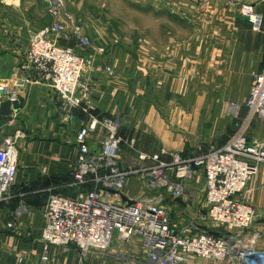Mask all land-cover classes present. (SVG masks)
I'll return each instance as SVG.
<instances>
[{
  "label": "crops",
  "instance_id": "crops-1",
  "mask_svg": "<svg viewBox=\"0 0 264 264\" xmlns=\"http://www.w3.org/2000/svg\"><path fill=\"white\" fill-rule=\"evenodd\" d=\"M62 1L63 8L78 24H91L87 32L96 28L101 33L89 36L97 46L106 47V54L85 53L91 62L84 70L83 79L90 83L91 101L96 108L94 114L120 117L123 136L137 143L135 147L127 146L136 151L135 156L138 151L150 150L151 144L157 146L156 150L164 148L183 155L191 153L187 150L200 140L204 145L221 146L232 121L239 122L245 117L244 103L252 76L264 62V0H231L229 5L217 0H141V6L147 5L152 12L182 16L189 25L190 18L193 20L200 9L202 16L209 17L213 13L216 20L211 29L208 25L204 30L202 25V30H198H204L202 37L209 34L203 41L190 38L194 31V25H190L187 37L179 38L171 33L164 42L157 39L152 43H134L133 48L137 50L132 53L129 50L131 41H112L111 29L104 24L102 15L87 12L81 0ZM211 3L216 6L213 10ZM241 3L254 4L256 10L262 12L260 30H252L251 23L240 14ZM54 19L47 0H15L10 5L0 2L1 82L11 79L21 61L23 48ZM47 37L60 43L52 34ZM104 65L112 67V76L103 72ZM152 93L157 95L154 100L160 102L159 106L156 102L157 106L152 105L146 98ZM19 102L12 129L19 126L25 135L18 142L19 166L10 188L11 199L0 207L2 222L14 217L17 225L14 229L0 225V264H41L44 247L40 235L49 194L75 195L79 190L68 185L77 157L75 134L85 124L87 114L78 110L67 130L58 119L56 92L43 84L22 88ZM5 120L6 117L2 119ZM127 129L134 131H125ZM249 134L264 135V117L252 121ZM140 140L145 144L140 145ZM132 158L125 159L132 163ZM120 166L126 167V164L120 163ZM135 180L139 183L137 177L128 178L124 188L130 198L141 191ZM204 192V176L196 170L180 197L171 199L164 194L167 202L163 204L167 211L171 209L167 206L168 200L174 207L171 221L176 228L188 229L190 224L198 222V214L206 208ZM241 196L253 208V224L238 236L241 242L232 250L235 256L247 247L264 250V163L258 165ZM178 223L187 224L183 227ZM47 253L46 264H145L144 252L128 247L114 246L105 251L92 249L82 257L73 245L49 246ZM22 254L25 258L19 262L18 256ZM194 264L240 262L236 257L230 263L195 258Z\"/></svg>",
  "mask_w": 264,
  "mask_h": 264
},
{
  "label": "built area",
  "instance_id": "built-area-1",
  "mask_svg": "<svg viewBox=\"0 0 264 264\" xmlns=\"http://www.w3.org/2000/svg\"><path fill=\"white\" fill-rule=\"evenodd\" d=\"M14 1L0 0L7 5ZM47 2L49 13L57 16L56 1ZM241 14L254 31L260 30L261 12L244 4ZM48 34L56 39H69L62 20L56 19L31 38L11 79L6 83L0 81V103L19 99L20 90L30 84H43L58 96L61 124L71 125L78 110L89 117L75 134L77 157L68 185L79 190L75 195L50 193L43 209L40 242L44 252L40 263H47L49 246L73 245L85 257L92 249L105 251L115 242L136 241L145 254V264H194L195 258L230 263L235 257L240 264H264V250L254 246L240 250L236 256L232 254L241 242L238 236L253 222V208L240 194L258 165L264 163V136L249 135L252 121L264 117V63L252 77L244 103L247 111L244 119L221 146L210 144L206 151L189 156L164 148L150 153L138 151L134 167H122L118 163L120 143L134 147L135 140L119 136V121H99L93 114L95 107L89 87L81 81L80 51L90 43L89 39L80 34L78 26H74V46H61ZM16 111L12 109L8 116L0 114V207L11 199L10 188L19 166L18 142L24 135L19 130L3 131L15 124ZM98 129L103 131L102 136L91 147ZM198 167L205 177L207 208L202 220L217 224L223 231L200 229L194 223L188 229L176 228L161 205L164 194L172 198L183 194ZM130 177H137L138 188L155 194L143 192L128 197L124 188ZM231 182L237 184L231 187ZM0 225L14 229L17 224L14 217L3 222L0 217ZM24 258V254L19 255L18 261Z\"/></svg>",
  "mask_w": 264,
  "mask_h": 264
},
{
  "label": "rangeland",
  "instance_id": "rangeland-1",
  "mask_svg": "<svg viewBox=\"0 0 264 264\" xmlns=\"http://www.w3.org/2000/svg\"><path fill=\"white\" fill-rule=\"evenodd\" d=\"M55 1H56L57 6H58V14H57V16H55L54 20H56V19L62 20L63 26L65 28V32L69 35V39H61V38L56 39V40H58V42H60L59 44L61 46H66V45L74 46L75 45L76 40L74 39V26L80 27V34L87 37L90 41V43L88 45H86L85 47H83V50L80 51L81 52L80 55L83 58L81 81L87 83V85L89 87V92H90V85H89L90 83L86 82L83 79L84 70L89 65L88 62L89 63L91 62L90 58L85 56V53L93 54V53L99 51V53H102L103 55L106 54V51H107L106 47L105 46L104 47L97 46L94 39L89 36L90 33H94L95 35H99V36L101 35V33L97 32L96 28L93 29V32L91 31V29L88 30V32H89L88 33L86 29H87V27H88V29L91 28V24H88L89 26L78 24L77 21H75L74 17L68 11H66L63 8V1L62 0H55ZM139 1H141V0H138V1L137 0H81L80 3L84 6V8L87 12L91 11V12L97 13L100 16L102 15V19L104 20V21L103 20L102 21L104 22L105 25L109 26V27H107L108 29H111L110 33H112V35H111L112 37H110V38L113 39L112 41H122L123 39H125V40L127 39V41H131V47L129 49L131 53L136 52V50H137V48H133L134 43L144 42V41H148V42L152 43L157 39L160 40L161 42H164L168 38V35H170L171 33H173L176 37H179V38L187 37L190 34L189 30H190L192 25H194V26H192V27H194V31H193V33L191 32L192 37H190V38H192L193 41L198 40V39H199V41H203V39H207L208 35H209V34H207L206 37H202V35L204 34V30L207 29L208 25H210V29H211L212 22L214 20H216V16L213 13L210 14L209 17H206L204 15L202 16L201 13H203L202 12L203 10L200 9V10H197V13H195L193 20H191L192 17L190 18V22H189L191 25L190 26L189 24H186V22H185L186 18H182V16L170 17L169 14L154 13L150 9V7H148L147 5L141 6V3ZM217 1H222L226 5H229V3L232 2L231 0H217ZM244 4H250V3H241L240 4V6H239L240 14H241V6ZM250 5L253 6L254 11H258V10H256L254 4H250ZM211 6H212L211 7L212 10H213V7H216L213 3H211ZM218 6H219V4L217 5V7ZM226 9H228V8H226ZM237 11H238V9H237ZM202 25H203V27H205V29L203 31H198V30H202ZM261 27H262V23H261ZM210 38L211 37L209 36V39ZM28 45H27V47H28ZM27 47L23 48V51L21 54V59L24 57L25 49ZM262 66H263V64H262ZM261 67H260V69H261ZM102 70L108 76L109 75L112 76L114 74V71L110 65H104L102 67ZM152 82H154V81H152ZM159 82L160 81H158V83ZM3 83H6V82L4 81ZM132 87H135V86H132ZM136 87H137V85H136ZM146 98L148 100L152 101V103H151L152 105H156L155 102L157 103L158 106L160 105V102H158L157 100L156 101L154 100L157 98V95H153V93H152L151 95L147 96ZM17 100L19 101V99H17ZM94 109H96V108H94ZM97 117H98L99 121H102L104 119H110L112 121H119V123L121 121L120 117L117 118L115 116L112 117V116L101 115L100 117L99 116H97ZM88 118L89 117L87 115L86 122L88 121ZM58 119H59V116H58ZM243 119H244V117H243ZM242 120H240L238 122L237 119L236 120L234 119L232 121V124L230 126V130L228 131L229 136L236 130L238 124H240V122H242ZM61 125H63V124H61ZM63 126L68 130V126H66V125H63ZM12 127L13 126L4 127L5 129H3V128L2 129L5 133H14L15 131L19 130L23 133V135H25V132L21 127L17 126L14 129H12ZM250 127H251V125H250ZM122 129H123L122 124H120V128L118 131L120 132V134L122 136L119 133L118 134L122 138H125L122 134L124 131ZM125 131L132 132L134 130H131V129L128 130L127 129ZM102 133H103V131L101 129H98L96 131V133H94V138L92 139L93 141H91V147H95L94 146L95 140L100 139V137L102 136ZM228 135L227 136L224 135V137L226 136L228 138L229 137ZM251 136L256 138L255 135H250V137ZM127 137H129V136H127ZM227 138H226V140H227ZM74 142H75V139H74ZM140 143H142V140H140ZM120 144H122V145L119 146V150H118V163L119 164L120 163L126 164V167H128V166L134 167V166H132V163L135 162V159H137V155L135 156L136 151H131V149L127 148V146H129V145H127L128 143L122 142ZM136 144L137 143L135 141L134 147L136 146ZM143 144H145V143H142L140 145H143ZM198 144H202L201 149L198 148ZM151 146H152V148L150 150L147 149L148 153L154 152V150L157 151L155 149L157 147L156 145L151 144ZM207 148H208L207 145H204L203 142H201V140H200L196 143V145H194V147L187 150L188 152L192 151L191 153L187 154V156L193 154L194 152H198L201 150L206 151ZM142 150H144V149H142ZM145 151L146 150H144V152ZM130 156H133V158L131 159L133 161H132V163L129 162L130 163L129 164L125 158L130 157ZM196 170H199V172H201L204 176L203 171H201V169H199V167ZM132 178H134V177H132ZM251 179H252V177L249 179V181ZM204 180H205V177H204ZM136 182H137V180H135V183ZM143 192H145V194H147V195L155 194V192L147 190L145 188L144 189L142 188L138 194L143 193ZM51 193H56V192H51ZM138 194H136V195H138ZM168 196L172 199V197L170 195H168ZM237 196H239V195H237ZM204 197H205V192H204ZM164 201L167 202V199L161 200V205H163V206H165L163 204ZM170 204H171V202L168 200V203H167L168 208L170 207L171 209H174V207H171ZM246 204H248V203H246ZM206 208L201 209L200 213L198 214L199 215L198 220H197L198 222H195L196 224L194 223V225L198 226L200 229H205V230H209V231H213V230L223 231V229L221 227H219L217 224H214L210 221H207L206 219L202 220V217L206 213ZM171 209L168 211L170 218H172L171 215H173ZM186 224L187 223H185V224L178 223V226L184 227ZM252 224H253V222H252ZM246 229L247 228H245L243 231H245ZM114 246L125 247V248L128 247V248H131L133 250L137 249L139 252H141V249H142L141 246L136 241L115 242L112 245V247H114ZM139 247L141 249H139Z\"/></svg>",
  "mask_w": 264,
  "mask_h": 264
},
{
  "label": "water",
  "instance_id": "water-1",
  "mask_svg": "<svg viewBox=\"0 0 264 264\" xmlns=\"http://www.w3.org/2000/svg\"><path fill=\"white\" fill-rule=\"evenodd\" d=\"M20 102L18 100H4L0 103V114L8 116L12 113V109L17 110L19 108ZM131 202V201H128Z\"/></svg>",
  "mask_w": 264,
  "mask_h": 264
},
{
  "label": "bare ground",
  "instance_id": "bare-ground-1",
  "mask_svg": "<svg viewBox=\"0 0 264 264\" xmlns=\"http://www.w3.org/2000/svg\"><path fill=\"white\" fill-rule=\"evenodd\" d=\"M237 184V182H231V187H234Z\"/></svg>",
  "mask_w": 264,
  "mask_h": 264
},
{
  "label": "trees",
  "instance_id": "trees-1",
  "mask_svg": "<svg viewBox=\"0 0 264 264\" xmlns=\"http://www.w3.org/2000/svg\"><path fill=\"white\" fill-rule=\"evenodd\" d=\"M57 193V192H56ZM61 194V193H60Z\"/></svg>",
  "mask_w": 264,
  "mask_h": 264
}]
</instances>
